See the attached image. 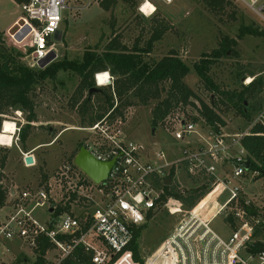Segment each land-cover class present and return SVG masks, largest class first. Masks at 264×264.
I'll return each mask as SVG.
<instances>
[{"label":"rangeland","instance_id":"1","mask_svg":"<svg viewBox=\"0 0 264 264\" xmlns=\"http://www.w3.org/2000/svg\"><path fill=\"white\" fill-rule=\"evenodd\" d=\"M225 1L221 10L207 7L204 0H176L170 6L153 1L157 4L155 13L144 17L139 12L142 0H117L109 10L101 8V0H64L58 31L48 40L52 52L56 55L53 63L63 59L81 62L87 52L102 54L109 44L127 50L134 46L142 48L153 31L160 32L164 26V34L160 40L153 43L151 52L142 56L143 61L157 62L173 53L192 68L203 56H207L211 62L207 77L216 91L205 89L206 82L191 73L183 82L197 99L192 97L187 104L171 105L168 117L161 124L152 127L151 112L156 106V100L141 104L129 96L132 105L120 107L124 97L119 99L113 93V82L116 77L106 72L111 78V84L99 87L94 75V84L100 90L99 93L112 96L113 105H119L117 109L125 119L126 139L146 145L153 140L165 141L166 132L174 127L177 118L193 120L204 126V120L189 103L193 102L196 108H200V101L211 105V99L214 100L216 114L224 123L221 125L223 132L227 134L249 132L255 124L264 126V14L257 15L241 1ZM21 5L9 10H16L17 15L22 17ZM4 8L5 4H0V19L5 18L1 12ZM241 27L256 29L262 35H246L239 39ZM223 37L235 40L236 44L229 46L225 56L214 57L213 55L222 47ZM0 46H4L13 54H21L20 62L27 67L39 69L33 64L27 47L16 45L9 37L1 35ZM79 84L78 75L60 71L55 80H47L36 87L34 92L36 122L28 125V135L24 142L19 135L22 128L27 126L26 115L10 111L8 115L3 116L4 121L0 130V135H3L0 136L2 145L0 160L5 157V162L4 167L0 168V185L6 192V204L0 209V218L5 216L14 204L11 192L21 195L27 191L34 193L42 188L53 195L50 201V206L55 207L52 218L63 208L73 213L90 209L91 204L87 203V199L80 198L70 189L77 182L74 181V175L79 173L73 161L79 149L83 147L86 132L81 130L90 126L87 124L88 119L105 115L110 110L99 93L92 94L83 121L81 103L88 98V93L78 95ZM163 88L164 91H160V100L166 98L168 84ZM238 96L241 97L242 103L238 102ZM241 106L246 118L241 115ZM8 122L14 127L11 135L3 132V125ZM26 156L33 158V165H25ZM64 172L65 177L62 176ZM244 179L241 184L243 189L241 198L248 201L253 210L263 215L264 177L255 176L251 179V176L247 175ZM202 184L203 181L191 183L183 172L178 173L177 180L169 185L168 192L172 195L166 196L141 225L142 230L138 239L141 259L156 250L187 212L193 209L184 205L176 195L186 197L189 192L201 188ZM206 190L208 191L207 185ZM92 195L96 200L99 199L95 192ZM214 198L215 203L220 206L227 200L228 195L222 192L216 194ZM57 202L60 203L56 204ZM204 204L205 202L200 207ZM46 210L34 209L32 216L39 224H44L51 216ZM225 216H231L228 209L210 224L211 229L222 238H228L235 227V224L231 225L226 221L225 218L228 217ZM55 254L49 245L44 256L48 255L51 260ZM35 258L36 249L30 250L20 242L0 247V261L3 264H31ZM122 260L128 264L125 259Z\"/></svg>","mask_w":264,"mask_h":264},{"label":"built area","instance_id":"2","mask_svg":"<svg viewBox=\"0 0 264 264\" xmlns=\"http://www.w3.org/2000/svg\"><path fill=\"white\" fill-rule=\"evenodd\" d=\"M153 1L170 6L176 0H142L141 15L147 17L155 13L157 4ZM238 1L257 15L264 14V0ZM63 3L64 0H30L21 5L23 16L8 32L12 43L30 50L34 65L52 52L47 41L58 31ZM145 3L151 4L154 11H141ZM25 29L26 34L17 41L16 36ZM106 81L107 85L111 84L110 76ZM116 107L81 130L86 132L83 147L95 161L112 162L105 180L98 184L75 166L79 173L74 175L77 182L70 189L80 198L87 199L90 209L73 213L63 208L52 218L55 207L50 206V201L53 195L43 188L21 195L11 192L14 204L0 218V247L20 242L34 250L46 241L56 252L51 260L48 255L44 256L49 264H61L79 247L90 256L93 264H109L115 257L112 264H118L122 259L128 264H136L128 249L133 230L156 210L167 196L165 187L183 172L191 183L203 181L202 185L208 187L207 194L213 193V196L199 209L206 194L187 212L160 246L142 258V264H264V234L258 233V229H264V214L260 215L256 210L255 215L239 207L244 178L257 176L256 172L246 171L243 167L248 159L240 140L248 131L227 134L220 124H215L218 129L215 131L205 122L202 126L193 120L177 118L174 127L166 132L165 141L153 140L146 145L126 139L125 119L113 112ZM62 176L65 177L66 172ZM167 178L170 182L166 186ZM93 192L99 196L98 200L93 197ZM222 192L228 198L218 206L214 196ZM244 206L251 208L248 201H244ZM36 208H46L47 213L52 210L44 224H39L32 216ZM225 209L235 221L228 238H222L210 227Z\"/></svg>","mask_w":264,"mask_h":264},{"label":"trees","instance_id":"3","mask_svg":"<svg viewBox=\"0 0 264 264\" xmlns=\"http://www.w3.org/2000/svg\"><path fill=\"white\" fill-rule=\"evenodd\" d=\"M17 5L27 4L30 0H12ZM117 0H101L100 5L103 10H109L114 6ZM207 7L212 9H222L225 0H204ZM160 30H154L150 38L145 43L144 47L139 48L134 46L131 50L124 47L121 49L109 44L106 46L102 54L94 52H87L84 54L81 62L69 61L63 59L62 61L51 63L44 69H32L20 62L21 54H13L4 46H0V130L1 124L4 121L3 116L11 112H20L25 114L26 125L21 130L20 139L22 142L27 138L28 125L36 122L35 105H34V92L36 87L47 80H55L60 71L73 72L80 78V84L77 88L78 95L83 92H89L90 89L95 87L94 75L101 72H109L112 76L116 77L113 82V93L124 102L121 106H131L132 99H137L139 103L146 104L150 100H156V106L151 112L152 127H156L159 121L170 112L171 105L177 103H188L190 98H196L192 90L185 87L184 79L191 73H194L198 78L206 84L205 89L211 92L216 91L213 87L211 80L207 77V71L211 62L210 58L203 56L197 64L192 68L182 62L175 54L170 53L157 62L148 63L143 61V55H148L153 43L160 40L165 32V27ZM246 35H262L256 29L250 27H241L239 30L238 38L242 39ZM235 40L223 37L221 41L222 47L213 55L214 57L225 56L229 46H234ZM47 45L48 41H47ZM168 84L166 91V98L160 100V91H164L163 87ZM97 94V93H96ZM104 99V104L108 109L113 108L112 96H107L105 93H99ZM237 96V95H236ZM238 102L242 103L240 96L237 97ZM197 99V98H196ZM200 108H196L193 102L189 104L197 110L207 126H210L215 131L217 127L215 124L224 125L221 118L216 114L214 109V100L211 99V105L204 104L202 101ZM90 105V101L85 99L82 101L81 106L83 109L82 117L85 121V114ZM119 105H117L118 107ZM113 111L116 114L122 115L117 109ZM101 116H95L88 119L87 124L92 125ZM241 115L246 118V113L241 106ZM20 131V130H19ZM3 137V135H0ZM241 147L247 154V159L251 162L249 171L256 172L257 177H264V126L262 124L253 125L248 134L240 140ZM5 157L0 160V168L4 167ZM206 185L201 188L189 192L186 197L176 195L184 205L193 208L207 193ZM169 187H165L166 195H172L168 192ZM6 204V192L0 185V209ZM239 207H243L245 211H251L252 214L257 215L256 210L246 208L244 200L241 198ZM60 212V210H59ZM150 216V215H149ZM148 216V217H149ZM148 219V218H147ZM227 222L234 225L232 215L225 218ZM142 226L133 230V239L129 245L131 251V258L134 263L142 264V259L139 255L138 239ZM264 233V229H258V233ZM49 247L46 241H42L36 249V258L31 264H46L44 253ZM117 257L113 258L109 264L114 263ZM61 264H93L88 254L84 253L82 249L76 248L73 254L63 260ZM118 264H125L121 260Z\"/></svg>","mask_w":264,"mask_h":264},{"label":"water","instance_id":"4","mask_svg":"<svg viewBox=\"0 0 264 264\" xmlns=\"http://www.w3.org/2000/svg\"><path fill=\"white\" fill-rule=\"evenodd\" d=\"M27 29L20 32L16 36V40L20 41L21 38L26 34ZM55 36V35H54ZM56 59V55L53 52H50L45 58L42 60H39L37 62V66L39 69H44L48 65H50L54 60ZM100 90L96 87L92 88L88 92V101L90 100V97L92 94L99 93ZM74 165L84 174L86 175L92 182L95 184L101 183L105 180L112 162L108 163H99L95 161V159L86 151L84 147H81L77 153V155L74 158ZM24 163L26 166L33 165L34 161L31 156H26L24 158ZM251 162L248 160L244 165V169L248 171L250 169ZM170 182V178H167L165 181V185L167 186ZM52 210H49V213H51Z\"/></svg>","mask_w":264,"mask_h":264},{"label":"crops","instance_id":"5","mask_svg":"<svg viewBox=\"0 0 264 264\" xmlns=\"http://www.w3.org/2000/svg\"><path fill=\"white\" fill-rule=\"evenodd\" d=\"M0 4L1 5L5 4L4 10H1L3 17L5 18L0 19V35L3 37H8L9 30H12L15 27V25L19 23L21 20V16L17 15V11L9 10V8L18 7L19 5L14 3L12 0H0ZM212 196L213 193H209L207 194L205 199L206 198L210 199Z\"/></svg>","mask_w":264,"mask_h":264},{"label":"bare ground","instance_id":"6","mask_svg":"<svg viewBox=\"0 0 264 264\" xmlns=\"http://www.w3.org/2000/svg\"><path fill=\"white\" fill-rule=\"evenodd\" d=\"M106 72H103V73H98V74H96V76H98L97 77V85L98 86H104V85H107V81H106V79L108 78V74H107V76L105 77L104 76V74H105ZM102 77H105V79L103 80V82H101V78ZM13 124H10L9 122L8 123H5L4 125H3V132H5L6 134H9V135H11V134H13ZM15 132V131H14ZM0 146H2V145H0ZM207 200H209L208 198H206ZM203 202H206L205 200H203V201H201L200 202V204H199V206H198V208L200 209L201 207H200V205L203 203ZM206 204V203H205Z\"/></svg>","mask_w":264,"mask_h":264},{"label":"snow or ice","instance_id":"7","mask_svg":"<svg viewBox=\"0 0 264 264\" xmlns=\"http://www.w3.org/2000/svg\"><path fill=\"white\" fill-rule=\"evenodd\" d=\"M146 9L154 11V9L152 8V5L149 3H145L144 6L141 8V11H145ZM104 76L106 77L107 73H105Z\"/></svg>","mask_w":264,"mask_h":264},{"label":"clouds","instance_id":"8","mask_svg":"<svg viewBox=\"0 0 264 264\" xmlns=\"http://www.w3.org/2000/svg\"><path fill=\"white\" fill-rule=\"evenodd\" d=\"M104 79H105V77H102V78H101V82H103Z\"/></svg>","mask_w":264,"mask_h":264}]
</instances>
